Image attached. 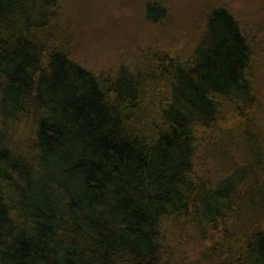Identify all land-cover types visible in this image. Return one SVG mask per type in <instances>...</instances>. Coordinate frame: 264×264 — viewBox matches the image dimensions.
<instances>
[{
  "label": "trees",
  "instance_id": "16d2710c",
  "mask_svg": "<svg viewBox=\"0 0 264 264\" xmlns=\"http://www.w3.org/2000/svg\"><path fill=\"white\" fill-rule=\"evenodd\" d=\"M65 5L0 0V264H264L256 38L207 2L95 72Z\"/></svg>",
  "mask_w": 264,
  "mask_h": 264
},
{
  "label": "rangeland",
  "instance_id": "374dc122",
  "mask_svg": "<svg viewBox=\"0 0 264 264\" xmlns=\"http://www.w3.org/2000/svg\"><path fill=\"white\" fill-rule=\"evenodd\" d=\"M66 1L67 18L75 23L81 39L80 45L75 47V59L95 72L114 70L120 59L131 55L135 45L155 42L164 50L176 48L170 44L169 38L192 32L195 24L201 21V6L207 2L215 3L227 10L258 42L261 65L255 85L264 103V0H169L167 6L172 10V17L169 24L163 26L167 31L164 38L146 18V0ZM178 51L181 56H188L180 46ZM261 122L264 125V108Z\"/></svg>",
  "mask_w": 264,
  "mask_h": 264
}]
</instances>
